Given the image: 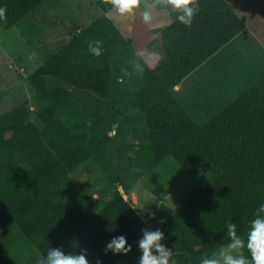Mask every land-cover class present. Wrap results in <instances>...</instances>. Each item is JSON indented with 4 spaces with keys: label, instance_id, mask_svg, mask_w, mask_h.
Returning a JSON list of instances; mask_svg holds the SVG:
<instances>
[{
    "label": "trees",
    "instance_id": "trees-1",
    "mask_svg": "<svg viewBox=\"0 0 264 264\" xmlns=\"http://www.w3.org/2000/svg\"><path fill=\"white\" fill-rule=\"evenodd\" d=\"M44 1L0 0V8L7 9L0 28L17 26L33 40L39 28L30 16ZM93 2L103 14L31 76L42 100L43 126L27 120L20 103L0 116V127L7 129V135L0 131V231L13 222L40 256L49 248L65 254L86 250L89 264H116L139 249L143 231L152 230L123 195L115 191L101 204L70 178L88 158L107 160L108 130L127 113L122 105L127 107L133 87L145 130L138 132V150L130 159L132 179L150 173L168 155L194 179L196 191L158 230L177 264H200L227 244L226 221L246 238L264 203V76L202 126L173 89L245 25L225 0H197L190 27L175 19L160 30L155 63H139L141 73L133 60L122 62L120 45L126 42L106 15L111 6ZM92 40L101 41L99 57L88 50ZM119 78L123 82L117 85ZM127 175L123 170L119 183ZM121 235L131 252L105 254L111 239ZM243 254L249 257L246 249Z\"/></svg>",
    "mask_w": 264,
    "mask_h": 264
},
{
    "label": "rangeland",
    "instance_id": "rangeland-1",
    "mask_svg": "<svg viewBox=\"0 0 264 264\" xmlns=\"http://www.w3.org/2000/svg\"><path fill=\"white\" fill-rule=\"evenodd\" d=\"M165 10L153 14L149 25L164 27L172 23L177 13L171 7ZM35 11L38 12L30 18L37 23L39 32L33 40L21 35L17 26L6 30L0 28V116L15 103H20L26 110L27 120L42 127L43 123L38 118L42 100L37 97L31 84L32 74L49 56L59 52L78 33L91 26L103 12L93 0H45ZM134 14L119 16L113 9L106 13L126 42L120 45L122 62L131 63L133 60L153 66L160 32L150 33L142 15L137 16L139 20H136ZM260 18L264 23V16ZM254 27L258 41L249 34L246 42L240 39L233 41L204 61L184 81L182 102L188 110L187 114L198 126L207 123L264 76V24ZM136 77L132 71V78L137 81ZM121 79H118L117 85ZM133 91V87L132 92L124 91L129 100L128 105L125 104L127 107L122 105V110L127 113L119 116L108 130L106 146L110 153L107 160L98 163L88 158L70 173V178L80 192L101 204L119 191L155 231L182 207L198 186L171 155L158 162L150 173L132 179L133 165L130 159L138 150V132L145 130V125L138 119L144 114L136 107ZM113 129L114 136L110 135ZM0 131L7 135L6 128L0 127ZM126 169L129 175L119 183L117 177ZM124 185L130 189L125 191ZM23 242L26 244L25 252L28 253L30 249L34 255L29 264L38 261L40 254L15 223L10 222L0 231V248L1 244H7L3 248L5 250L8 247L19 248ZM3 253L0 251V260L5 259ZM13 253L14 249L7 256L12 258ZM140 256L141 252L137 249L116 264H138Z\"/></svg>",
    "mask_w": 264,
    "mask_h": 264
},
{
    "label": "clouds",
    "instance_id": "clouds-1",
    "mask_svg": "<svg viewBox=\"0 0 264 264\" xmlns=\"http://www.w3.org/2000/svg\"><path fill=\"white\" fill-rule=\"evenodd\" d=\"M104 3L109 4L119 16H125L133 14L135 10L139 9L142 0H104ZM158 3L171 7L177 13L176 20L186 27L191 26L193 17L199 10L197 0H154L152 4L146 5V10L142 12L145 24H149L152 20V14L147 9L155 7ZM6 11V8H0V20L6 21ZM88 50L92 55L99 57L102 54L101 41H89ZM132 63L136 71L143 72L139 63ZM110 135H115V129ZM225 227L224 239L228 241L227 244L221 246L218 252L202 257L200 264H264V203H261L256 209L254 218L249 223L246 238L237 234V225L230 220L226 221ZM163 239L164 235L158 229L155 231L144 230L142 239L138 242L141 252L138 264H175L174 252L161 243ZM126 245L127 240L123 235L113 237L106 245L104 252L105 254L112 252L113 254L127 255L132 248L131 245ZM245 249L250 258L243 254ZM86 257V250H81L79 254L75 252L65 254L61 248H49L47 255H41L37 264H89ZM96 264H100V261L97 260Z\"/></svg>",
    "mask_w": 264,
    "mask_h": 264
},
{
    "label": "crops",
    "instance_id": "crops-1",
    "mask_svg": "<svg viewBox=\"0 0 264 264\" xmlns=\"http://www.w3.org/2000/svg\"><path fill=\"white\" fill-rule=\"evenodd\" d=\"M225 1L230 5V7L234 10V12L243 21L245 28L240 33H238L234 38H232L228 43H226L222 48L228 46L230 43H232L233 41H236L237 39H240L241 42H246L247 34H249V36L252 37L255 41H258L257 40V34L254 32L255 31L254 26L260 25V23H261V25L264 24L261 21L262 18H260V17L264 16V0H225ZM153 2H154V0H142V4H141V7L139 8V11L136 10V13L135 14L133 13L135 16V19L139 20V19H137V16H141L142 12L144 10H146V5L152 4ZM38 7L35 10H37ZM167 8L168 7L164 6L162 3H158V4H156L155 7L152 8L153 10H151L150 8L147 10L151 11L152 16H153V14H155V13L157 15L159 13L158 12L159 10L164 9V11H166L165 9H167ZM37 12L38 11H35V13H32V14H36ZM167 25L168 24L164 25V27ZM162 27L163 26H157V25L156 26L155 25L150 26L148 24L147 30H149L150 33L151 32L152 33L160 32ZM190 74H188L187 76H189ZM187 76L185 78H183L182 81L174 87L175 96L178 98V101H180V103L183 105L184 108H185V106L183 104L184 102H182V101L184 100V91H185L184 88L185 87L183 84H184V81L186 80ZM185 110H186V108H185ZM186 111H188V110H186ZM6 245L7 244H1L0 251L5 252V253H3V255L5 256V259L0 260V264H29L30 260L33 258L32 256H34V255H32L30 249L27 250L28 253L25 252L24 248L26 247V244L24 242L18 246L19 248H9L8 247V249L5 250L3 248L6 247ZM13 249H14L15 253H13V255H11L12 258H9L7 255H9ZM36 263H37V261L33 264H36Z\"/></svg>",
    "mask_w": 264,
    "mask_h": 264
}]
</instances>
